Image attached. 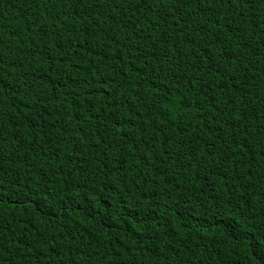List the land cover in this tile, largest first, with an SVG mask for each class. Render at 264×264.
Listing matches in <instances>:
<instances>
[{
    "label": "trees",
    "instance_id": "1",
    "mask_svg": "<svg viewBox=\"0 0 264 264\" xmlns=\"http://www.w3.org/2000/svg\"><path fill=\"white\" fill-rule=\"evenodd\" d=\"M0 264H264V0H0Z\"/></svg>",
    "mask_w": 264,
    "mask_h": 264
}]
</instances>
